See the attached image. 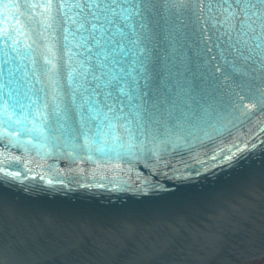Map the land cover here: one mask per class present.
<instances>
[{
  "label": "water",
  "instance_id": "obj_1",
  "mask_svg": "<svg viewBox=\"0 0 264 264\" xmlns=\"http://www.w3.org/2000/svg\"><path fill=\"white\" fill-rule=\"evenodd\" d=\"M38 2L0 0V46L5 34L22 44L31 43V28L39 27L46 19L41 15L42 8H31ZM156 20L154 44L157 53L167 57L160 62L158 72L167 80L153 88L150 102L155 107L145 113V118L159 116L173 127L176 121L186 120L188 125L156 139L146 136L142 143L123 129L108 136L96 135L93 141L95 131L102 128L97 121L88 120L93 133L85 141L79 118L71 111L61 130V141L70 142L58 144L51 140L57 134L55 123L45 126L49 137L44 142L38 133L28 131L41 126L32 110L25 111L27 119L20 116L23 109L19 105L25 102L23 83L9 84L5 78L0 90L5 97L0 101V169L19 175L12 180L0 173V208L21 213L25 222L84 228L95 236L115 229L113 226H132L142 231L152 224L201 214L264 183V114L252 108V101H237L245 112L252 110V119L238 124L217 144L233 151L235 145L244 153H238L240 158L228 165L221 164L219 158L211 160L214 153L199 141L207 131L210 136L216 134L210 130L216 119L215 108L209 107L207 88L195 75V65L189 62L184 70L180 57L192 56L187 45L178 48L175 55L170 53L171 41L166 36L174 24L160 12ZM52 31L45 32L46 39L38 49L44 55L48 54L44 44L50 42L47 38ZM116 59L120 66L130 63V56L123 53ZM186 81L193 86L192 99L187 102L186 97L177 95ZM161 98L165 103H160ZM84 115H88L86 110ZM160 132L165 129L162 127ZM166 140L171 143L166 145ZM176 143L195 145L184 149L182 145L175 148Z\"/></svg>",
  "mask_w": 264,
  "mask_h": 264
},
{
  "label": "snow or ice",
  "instance_id": "obj_2",
  "mask_svg": "<svg viewBox=\"0 0 264 264\" xmlns=\"http://www.w3.org/2000/svg\"><path fill=\"white\" fill-rule=\"evenodd\" d=\"M31 8H42L46 18L31 28V43L22 44L5 34L0 46V90L5 78L9 84L22 82L25 102L19 105L20 116L27 119L25 111L31 109L40 121V127L28 131L38 133L45 142L49 137L45 126L55 123L57 134L51 140L70 142L61 141V130L71 111L79 118L85 141L93 133L88 120L102 128L95 131L93 141L96 135L123 129L142 143L146 136L156 139L188 125L186 120L176 121L173 127L159 116L145 118L155 107L150 102L153 88L167 80L158 72L167 57L159 55L154 44L160 12L174 24L166 36L171 41L170 53L175 55L185 45L191 50V58L180 57L184 70L189 62L195 65V75L207 88L209 107L216 111L210 129L216 134L205 132L199 143L214 153L211 160L219 158L221 164L234 163L243 155V148L234 145L233 151L217 141L222 143L233 128L252 119V110L245 112L237 101H252V108L264 114V0H39ZM49 29L53 31L47 38L50 42L44 44L48 53L44 55L38 49ZM122 53L130 56L124 66L116 59ZM192 94L191 81L177 91L186 102ZM4 100L0 91V101ZM160 103H165L163 98ZM181 145L189 149L195 144L176 143L174 147ZM0 173L12 180L19 175L3 169Z\"/></svg>",
  "mask_w": 264,
  "mask_h": 264
},
{
  "label": "bare ground",
  "instance_id": "obj_3",
  "mask_svg": "<svg viewBox=\"0 0 264 264\" xmlns=\"http://www.w3.org/2000/svg\"><path fill=\"white\" fill-rule=\"evenodd\" d=\"M259 187L262 191L216 208L205 223L193 218L194 224L182 229L174 228L176 220L154 224L151 238L113 239V231L92 236L84 228L0 218V264H244L264 255V188Z\"/></svg>",
  "mask_w": 264,
  "mask_h": 264
},
{
  "label": "rangeland",
  "instance_id": "obj_4",
  "mask_svg": "<svg viewBox=\"0 0 264 264\" xmlns=\"http://www.w3.org/2000/svg\"><path fill=\"white\" fill-rule=\"evenodd\" d=\"M262 186H263V188H264V183H262ZM255 189H258V190H260V191H262V189L259 187V186H257L256 188H254V189H252V191L253 192H255V193H257L256 192V190ZM230 202H232V201H230ZM230 202H228V203H230ZM228 203H226V204H228ZM223 206H225V204L223 205ZM218 209L219 208H223L222 206H219V207H217ZM216 209V208H215ZM215 209H212V210H210V211H207V212H204V213H201V214H197V215H194V216H191V217H188V218H183V219H179V220H176V222H177V224L176 223H174V224H176L175 226H174V228L175 229H182L183 227L184 228H186V227H188V225H193L194 224V221H193V218L194 219H197V221H200V223L202 222V223H205L206 221H208L209 219H211V215L213 214V212H214V210ZM11 217H14L15 218V220L17 221V222H25L26 221V219L24 218V215H22L21 213H18V212H14V211H11V210H7V209H4V208H0V218L2 219V220H4V219H6L7 220V218L9 219V218H11ZM165 223H172L171 221L170 222H164V223H160L161 225H163V224H165ZM158 224V223H157ZM196 224V223H195ZM154 224H152V226H153ZM116 227V228H115ZM120 226H113V228H115V229H109L108 231H105V233L106 232H111V231H113V236H111L113 239H114V236L115 235H118V236H120L119 237V239L121 238V237H123V236H126V237H124V238H127V236H128V238H143L144 236L145 237H150L151 238V232H153L154 230H150L151 229V227H149L148 228V230H142L141 231V229H133L134 227H130V226H127V227H121V228H119ZM117 228H119V229H117ZM121 229V230H120ZM134 230V231H133ZM151 232H150V231ZM115 233V234H114ZM128 234V235H127ZM153 234V233H152ZM165 234V233H164ZM155 235H158V236H160L161 234H159V233H155ZM117 236V237H118ZM161 238H165V239H163V240H165V241H168V238H166V236H163V235H161ZM165 241H163V244H166L167 242H165ZM111 247V246H110ZM76 248V247H75ZM74 249V248H73ZM99 251H101V252H103V250L102 249H98ZM92 250H82L81 252H84L85 254H87L88 255V253L90 254V255H94L95 253H93V252H91ZM98 252V251H97ZM244 264H264V255L263 256H261V257H259V258H256V259H254V260H252V261H249V262H246V263H244Z\"/></svg>",
  "mask_w": 264,
  "mask_h": 264
}]
</instances>
